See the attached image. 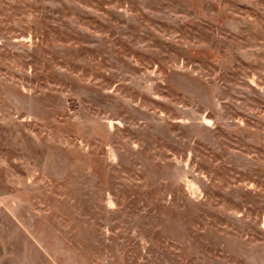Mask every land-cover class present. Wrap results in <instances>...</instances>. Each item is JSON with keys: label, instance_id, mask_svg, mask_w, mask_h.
I'll return each instance as SVG.
<instances>
[{"label": "rangeland", "instance_id": "obj_1", "mask_svg": "<svg viewBox=\"0 0 264 264\" xmlns=\"http://www.w3.org/2000/svg\"><path fill=\"white\" fill-rule=\"evenodd\" d=\"M0 264H264V0H0Z\"/></svg>", "mask_w": 264, "mask_h": 264}, {"label": "crops", "instance_id": "obj_2", "mask_svg": "<svg viewBox=\"0 0 264 264\" xmlns=\"http://www.w3.org/2000/svg\"><path fill=\"white\" fill-rule=\"evenodd\" d=\"M1 237H0V257H1V254H2V251H1Z\"/></svg>", "mask_w": 264, "mask_h": 264}]
</instances>
